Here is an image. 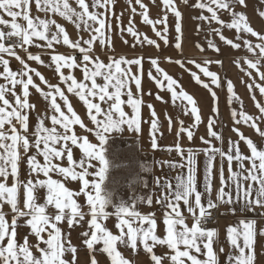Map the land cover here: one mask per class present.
<instances>
[{
  "label": "crops",
  "instance_id": "0c3cea01",
  "mask_svg": "<svg viewBox=\"0 0 264 264\" xmlns=\"http://www.w3.org/2000/svg\"><path fill=\"white\" fill-rule=\"evenodd\" d=\"M171 4L192 29L264 41V0ZM107 5L0 0V264H264V56L223 83L226 136L165 112L154 124L141 55L118 47L128 55L118 73L109 38L121 25ZM109 136L140 139L150 158L141 214L101 210ZM209 211L218 222L201 230Z\"/></svg>",
  "mask_w": 264,
  "mask_h": 264
},
{
  "label": "rangeland",
  "instance_id": "374dc122",
  "mask_svg": "<svg viewBox=\"0 0 264 264\" xmlns=\"http://www.w3.org/2000/svg\"><path fill=\"white\" fill-rule=\"evenodd\" d=\"M111 1L112 5H107L109 17L119 19L121 25L117 34L111 31V50L115 53L120 47L141 55L145 66V112L153 117V123L165 112L168 120L179 115V123L184 127L193 124L205 129L210 126L221 129L226 136L229 128L220 107L223 83L240 63L264 56V41H253L237 28L209 33L210 23L199 25V30H195L198 25L195 23L192 29L191 23L185 22L180 6L171 4L175 0H167V4L164 0L162 3L160 0H151V3L109 0V3ZM112 10L118 16H113ZM15 39L9 36L6 40L13 42ZM243 46L249 47L251 52L244 53ZM224 48L227 53L231 49L235 52L225 54ZM75 56L81 63L90 55ZM115 56L123 65L117 67L118 73H125L122 68L127 64L128 55L115 53ZM141 147L140 139L105 137L99 151L104 176L100 194L104 214L138 215L144 210L151 165L148 154ZM9 187L12 188L11 182ZM26 250L30 255V248Z\"/></svg>",
  "mask_w": 264,
  "mask_h": 264
},
{
  "label": "built area",
  "instance_id": "2783aa9c",
  "mask_svg": "<svg viewBox=\"0 0 264 264\" xmlns=\"http://www.w3.org/2000/svg\"><path fill=\"white\" fill-rule=\"evenodd\" d=\"M218 215L214 212H206L198 221V226L201 230H208L213 228L218 222Z\"/></svg>",
  "mask_w": 264,
  "mask_h": 264
}]
</instances>
